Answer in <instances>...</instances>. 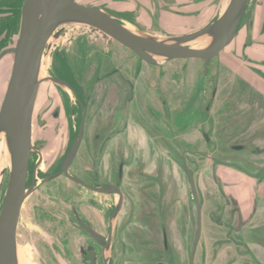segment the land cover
Here are the masks:
<instances>
[{
    "label": "rangeland",
    "instance_id": "1",
    "mask_svg": "<svg viewBox=\"0 0 264 264\" xmlns=\"http://www.w3.org/2000/svg\"><path fill=\"white\" fill-rule=\"evenodd\" d=\"M14 1L17 22L15 37H17L22 0ZM80 1L91 4L105 0ZM195 1L203 8L202 12H205L204 15L199 16L200 18L198 17V22L195 17L194 19L191 17L190 21L184 20L186 22L184 25L181 24V27L153 25L151 27L154 30L146 33L166 38L193 32L210 23L222 12L228 2V0ZM11 2V0H0V18L6 14L5 8ZM219 6L221 9L218 8ZM218 10V14L212 16V13ZM247 10L248 3L240 23L246 20ZM127 17L129 22L123 20L125 24L127 23L126 26L130 29L135 27L144 30L137 23L135 15ZM3 22L4 20L0 19V26ZM204 40L200 39L189 45L204 47L206 45ZM49 42L40 73L43 81L39 84L32 117V147L42 155L37 161L38 169L44 172L55 170L57 162L61 161L70 146L64 111L62 112L59 102L61 89L54 81L44 80V78H53L54 62L50 53L52 51H58L61 55L64 53L80 85L87 83L90 88L105 72L114 68L119 69V61H122V73L127 81L125 83L127 92L122 101L126 106L125 112L128 113L126 137L131 147L129 151L141 157L145 174L153 173L157 176L161 208L160 228H165L170 249L175 252L174 256H168L167 252L162 251L160 231L158 239L161 253L143 256L145 258L143 264H159L160 260H162L160 264H187L188 252L193 240L195 210L187 174L182 166V158L193 173L198 199L203 205V228L204 224L205 226L210 224L213 234H209L214 238L217 232L222 231L214 225V222L221 221L225 225L227 242L235 245V252L238 254L231 257L234 264H257L252 253L246 248L248 240V237H245L246 232L234 233L230 220L232 210L227 209L226 199H223L221 204L217 202L215 194H206L203 188L209 185L215 189L211 174L216 163L229 161L228 163H236L245 169H251L250 163L255 157L253 152L257 149L264 150V113L259 109L258 112L248 109L247 106L253 105L255 98L249 100L238 95L243 91L245 94L249 87L245 81H240L232 70L230 64L232 60H243L241 55L235 54L237 50L234 49V43L231 42L210 60L207 73L204 74L202 60L158 58L155 65H149L118 43L108 41L77 24L63 25L61 35L57 39L51 38ZM12 59L13 56L8 54L0 61V104L10 75ZM239 106L240 114L235 116ZM116 111L120 109L117 107ZM116 111L113 108L112 113ZM151 111H154L153 119L147 117V112ZM54 112H58L56 117L53 115ZM254 117H257L256 121H258L255 128H243L247 127ZM235 118L237 121L232 122ZM58 123H62V126L59 127ZM117 125L118 123L112 122L110 127L116 128ZM144 125L148 127V131ZM91 131L93 127L87 129L88 137L83 140L71 168L74 173L84 177H87L91 169V152L95 147L91 143ZM204 134L208 136L207 141L203 138ZM149 137L157 138L155 140L158 142L157 145L153 146L149 143ZM253 138L261 139L260 145H255ZM124 142H126L125 134L116 135L112 142L111 179L113 181L118 180L117 170L122 161L120 153L121 150L126 149ZM236 146L240 148L236 149ZM8 167L5 142L0 136V206L7 184ZM38 178L39 183L29 186L32 189L26 195L18 220L17 264L19 260L24 264H85L86 259L81 256L78 248L86 245L87 240L73 223L71 210L76 208L80 214L88 218L93 217L95 223L100 224L101 215L94 213L88 206V199L92 195L62 175L47 179L37 176ZM95 198L97 202H103L106 198L105 201L111 203L112 208L118 202L117 196L104 197L97 194ZM73 199L76 205H73L75 204ZM122 221V211L113 216V247L112 251H105L103 256L110 259L111 264H141V255L134 252V246L128 248L122 246L125 241L121 240L120 235L124 232L128 234L132 232L133 235L135 233L134 225H128L126 231ZM235 226L236 229H241L239 224ZM253 235H256L261 242L264 239L259 234L253 233ZM200 244L201 248L196 252L194 264H219L216 248L221 244L206 239L205 234ZM97 261L99 264H104L106 260L98 256Z\"/></svg>",
    "mask_w": 264,
    "mask_h": 264
},
{
    "label": "water",
    "instance_id": "2",
    "mask_svg": "<svg viewBox=\"0 0 264 264\" xmlns=\"http://www.w3.org/2000/svg\"><path fill=\"white\" fill-rule=\"evenodd\" d=\"M249 0H228L222 12L207 25L186 34L166 38L150 35L142 30L126 27L124 21L96 6L77 0H24L20 10L18 35L14 46L3 52L13 55L12 67L0 104V136L4 139L9 162L6 188L0 206V264H17L16 235L21 208L27 193L28 161L33 152L32 116L37 97L43 57L50 39H57L65 24H77L92 33L114 41L130 50L141 61L155 65L157 59H198L207 73L209 62L233 40ZM202 37L208 39L204 47L189 44ZM57 84L55 78H44ZM81 128L61 165V171L71 181L88 187L71 176L67 167L80 143ZM239 149L240 146H236ZM182 166L187 174L196 209V232L189 263L192 264L200 236L201 206L193 173L184 158ZM97 192L118 194L117 186L98 188Z\"/></svg>",
    "mask_w": 264,
    "mask_h": 264
},
{
    "label": "flooded vegetation",
    "instance_id": "3",
    "mask_svg": "<svg viewBox=\"0 0 264 264\" xmlns=\"http://www.w3.org/2000/svg\"><path fill=\"white\" fill-rule=\"evenodd\" d=\"M11 1L12 2L7 4L8 6L5 8L7 10L6 14L2 18H0L4 20L3 24L0 26V61H2V58H4L8 54L12 55V53L6 52L3 54V52L9 48H12L17 38L15 37L17 23L15 10L16 4L14 0ZM23 1L24 0H22V3ZM77 2L87 6L99 7L110 13L112 16L120 19L121 21H128V10L115 9L108 2V0L102 1L101 3L91 4L83 3L80 0H77ZM86 39L88 38L86 37ZM50 54L53 55L54 62V72L52 73V77L62 82V84H57V86L61 89L59 102L62 112L64 111L63 115L65 116V124L68 135L67 137L70 146L66 150V153L61 161L57 162V165L55 164L57 166L55 167V170H49L48 172H44L38 169L39 166H37V164L39 162L37 161L39 157H42V155L38 150L33 149V152L30 154L28 161L26 183L27 186L39 183V178L37 179V176H43V178L47 179L56 175H62L67 180H69L61 171L62 162L68 154L73 141L78 138L79 129L81 128V137L77 151L79 150L83 140L88 137L87 129L89 127H93V131H91L90 134L91 143L95 147L91 152V169L89 170L87 177L74 173L71 169L76 159L77 151L67 167V171L71 176L81 180L88 187L75 183L71 180L69 181L77 184L79 187L88 191L93 196L89 197L88 206L94 213H98L99 215H101V222L97 225L93 217L88 218L86 216H83L76 208L71 210L74 217L73 223H75L79 231L82 232V235L87 240L86 245L80 246L78 248L81 256L86 259L85 264H99V262L97 261L98 256H100L102 260L103 258L104 260H106L104 264H111V260L105 258L103 256V253H105V251H112L114 236L112 228V218L114 215L119 214L120 211H122L123 214L122 224L124 226V229L128 231V225L135 226L134 235L131 234L132 232H130L129 234L127 232H124L120 235L121 240L125 241L122 246H124L125 248L134 246V252H136V254L138 255H141V264H143L145 259L143 258V256H153V253H159L161 251L158 239L160 231L162 235V251L167 252L168 256H174L175 252L174 250H172V248L170 249L168 240L166 238L165 228H160L161 208L159 201L158 182L156 179L157 176L153 173L145 174L142 168L143 162L141 161V157H138L137 154L133 155V152L129 151L131 147L128 145V137H126V131L128 129V113L125 112L126 106L122 101L123 96L127 92V85H125L127 81H125L124 74L122 73V61H119V69L114 68L112 70H109L102 75V78H97L96 81L94 79L93 81H95V83L93 87L90 88L87 83H82V85H80L79 80L73 74V69H71L69 63H67V58L64 53H62L61 55L58 51H52ZM123 60H125V58ZM124 63L126 62L124 61ZM124 63L123 65H125ZM117 107L120 109V111L118 112L116 111ZM113 108L116 111L114 114L112 113ZM153 112L154 111L147 112V117L149 119H153ZM53 115L56 117L58 115V112H54ZM112 122L118 123L116 128L110 127ZM57 125L61 127L62 123H58ZM138 126L141 125L138 124ZM145 127L146 129L148 128L147 126ZM113 130L115 131L113 132ZM118 134H123V136L125 134L126 142H124V145L126 146V149L124 151L121 150L120 154L122 161L120 162L117 170L118 180L113 181L111 179V162L113 158L112 142L114 140V137ZM203 138L206 141L208 140V136L206 134L203 135ZM155 140H157V138H148V142L152 143L153 146L157 145L158 143ZM110 185H115L118 187L121 193V198L118 194L115 193H101L96 191V189L98 188H107ZM97 194L103 195L104 197L117 196L116 199L118 202L115 204L114 208H112L111 203L105 201L106 198H104L103 202H97L95 198V195ZM73 203H75V200L73 201ZM228 204L229 202L226 199V207H228ZM73 205H76V203ZM200 206V236L195 248V254L192 264H194L195 262L197 250L201 248L200 242L206 229L205 224L203 228V205L200 204ZM230 209L232 210L231 215H233L236 210L235 208ZM194 210L195 225L192 234L193 240L188 252L187 264H190L189 258L196 232L197 219L195 204ZM214 225L217 228L225 229V225H223L221 221L214 222ZM223 235L225 236V241H228L226 239L227 234L224 233ZM133 242L134 245H132ZM126 252L128 251H125V253ZM255 261L257 262V264H259L256 258ZM160 262H162V260L159 261V264ZM219 264H222V262H219Z\"/></svg>",
    "mask_w": 264,
    "mask_h": 264
},
{
    "label": "crops",
    "instance_id": "4",
    "mask_svg": "<svg viewBox=\"0 0 264 264\" xmlns=\"http://www.w3.org/2000/svg\"><path fill=\"white\" fill-rule=\"evenodd\" d=\"M108 2L115 9L128 10V16L135 15L137 23L144 28V32L154 30L151 27L153 25L181 27V24L184 25L186 21H190L191 17L193 19L195 17L198 22L199 16L205 13L195 0H108ZM218 8L221 9V6ZM218 12L219 10L214 11L212 16ZM245 18L246 20L240 23L231 41L234 43V49L237 50L235 54L241 55L243 60L234 59L236 61L232 60L230 64L237 78L245 81L249 87L245 94L243 91L238 95L242 98L247 97L249 100L255 98L254 104L247 106L248 109L257 112L259 109L264 113V0H249ZM240 108L239 106L235 116L240 114ZM256 119L257 117H254L247 127L243 128L254 129L258 122ZM233 121H237L236 118ZM253 139L255 145H260L261 139ZM259 150L253 152L255 157L250 163L251 169L228 163L229 161L216 163L211 174L215 189L209 185L203 188L206 194H215L217 202L221 204L223 199H227L229 202L227 209L235 208V213L230 215L234 233L245 234L246 232L245 237H248L246 248L261 264L264 262V239L261 242L256 235H253L256 233L264 238V176H260L264 175V150ZM236 224H239L241 229H236ZM218 229L222 230L221 233L217 232L213 238V235L209 234L212 233L213 228L210 224H206L204 232L206 239H212L217 244H221L216 248V257H219V262L234 264L231 257L238 255L235 252V245L225 241L223 235L225 229Z\"/></svg>",
    "mask_w": 264,
    "mask_h": 264
},
{
    "label": "bare ground",
    "instance_id": "5",
    "mask_svg": "<svg viewBox=\"0 0 264 264\" xmlns=\"http://www.w3.org/2000/svg\"><path fill=\"white\" fill-rule=\"evenodd\" d=\"M226 4H227V3H226ZM126 27H127L128 29H130L128 26H126ZM130 30H133V29H130ZM201 39H205V37H202ZM198 41H200V39H199ZM198 41H197V42H198ZM204 41H205L204 44H206V43L208 42V39H207V40L205 39ZM0 135H1V134H0ZM17 256H18V255H17ZM20 258H21V257H20ZM18 264H24V263H23L22 260H19Z\"/></svg>",
    "mask_w": 264,
    "mask_h": 264
}]
</instances>
